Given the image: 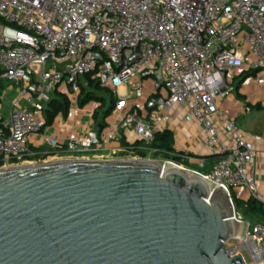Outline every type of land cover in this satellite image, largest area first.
I'll use <instances>...</instances> for the list:
<instances>
[{"label": "built area", "instance_id": "obj_1", "mask_svg": "<svg viewBox=\"0 0 264 264\" xmlns=\"http://www.w3.org/2000/svg\"><path fill=\"white\" fill-rule=\"evenodd\" d=\"M244 67L257 72V84L264 85V0H0V80L23 81L10 112L0 119V167L49 161L35 158L29 140L47 126L45 109L56 93L67 96V117L75 118L80 84L92 74L112 91L116 110L131 105L107 129L47 135L54 154L93 158L109 142L126 139L128 145L118 152L128 154L119 157L144 158L135 154L139 146L149 155L157 153L151 147L156 133L182 113L186 123L198 126L207 156L218 159L207 172L167 163L196 172L211 189L228 195L238 241L227 242L225 249L232 256L240 253L246 264H264V224L246 225L236 203L252 198L264 210L257 151L220 106L229 80ZM99 104L94 101L93 107ZM180 156L196 159L187 150Z\"/></svg>", "mask_w": 264, "mask_h": 264}, {"label": "water", "instance_id": "obj_2", "mask_svg": "<svg viewBox=\"0 0 264 264\" xmlns=\"http://www.w3.org/2000/svg\"><path fill=\"white\" fill-rule=\"evenodd\" d=\"M149 158L0 167V264H246L220 188Z\"/></svg>", "mask_w": 264, "mask_h": 264}, {"label": "crops", "instance_id": "obj_3", "mask_svg": "<svg viewBox=\"0 0 264 264\" xmlns=\"http://www.w3.org/2000/svg\"><path fill=\"white\" fill-rule=\"evenodd\" d=\"M257 74V72L249 70L247 67L238 70V75L229 80L230 90L220 101V106L230 111L240 131L253 141L257 151V156L255 158L256 179L259 188L264 191V85L259 86L257 84ZM21 87H23L22 80H0V119L10 112L14 100L19 95ZM88 104H90V102ZM88 104L81 106L73 119H69L67 113H59L54 121L44 128L40 135L30 138L29 148L33 154L36 155L35 158L47 157L49 161L60 159L45 143V137L47 135H58L64 138L73 128L79 133L86 132L90 127H94L96 130L99 129L93 116L94 111L99 106L95 108L92 103V105L88 107ZM130 105L131 103L127 104L123 111L114 109L112 114L107 118V125L104 129H107L111 122L122 120ZM258 105H261L263 108L258 109ZM132 111L144 113V110H142V108L138 109V107H134ZM149 118L150 116L147 117V119ZM165 128V130L170 131L172 134L174 142L173 147L177 156H180L184 150H187L193 158H196L192 161L181 159L178 162H182V164L188 167H190L188 164H193V166L201 168L196 160L199 162L204 161L205 164L208 165V168H211L212 165L209 163L212 160L208 159L196 124L186 123L183 120L182 113L178 112L174 115V118L167 120ZM127 133L126 135L131 141L136 140V136L133 133ZM127 145L128 141L126 139L122 141H111L104 147V150L100 152V155H95L93 158L114 159V157L116 158L119 155L128 154V152H118ZM136 145H142V142H138ZM140 147L141 146H139V149ZM115 151H117V154L114 153ZM152 157H154V154ZM212 162H214V160ZM199 168L192 167V169L205 172L204 169L201 170ZM243 198H239L238 201L245 202L246 198ZM252 215H254L255 218V222L253 223H264L263 218L258 212H254Z\"/></svg>", "mask_w": 264, "mask_h": 264}, {"label": "trees", "instance_id": "obj_4", "mask_svg": "<svg viewBox=\"0 0 264 264\" xmlns=\"http://www.w3.org/2000/svg\"><path fill=\"white\" fill-rule=\"evenodd\" d=\"M83 81L84 82L80 84L81 92L79 95V103L81 106L88 104L92 100L100 103L99 107L94 111L93 116L97 123V126L99 127L98 131H101L107 125V118L115 109L116 98L111 90L102 88L98 79L93 77L92 74L85 75ZM257 107L258 109L263 108L261 105H258ZM68 109L69 100L67 96L56 93L55 96L47 104L45 109L47 125L51 124L59 113L66 114L68 112ZM173 143V137L170 131L165 130L164 132L156 133L155 141L151 144V147L158 149V152L154 154V158L180 161L181 156L176 155ZM135 154L144 158L149 155L146 150L140 149H137ZM208 159L212 161L214 160L215 162L218 158L216 156H208ZM212 161L209 164L213 165L214 162ZM2 164L3 162L0 161V166H2ZM200 169H204L205 172L210 170L208 168V165L206 164ZM240 202L242 203V201L239 200L238 202L237 200V206ZM243 204L245 205V212L247 215L258 212L264 220L263 206L259 201L251 198L243 202Z\"/></svg>", "mask_w": 264, "mask_h": 264}, {"label": "rangeland", "instance_id": "obj_5", "mask_svg": "<svg viewBox=\"0 0 264 264\" xmlns=\"http://www.w3.org/2000/svg\"><path fill=\"white\" fill-rule=\"evenodd\" d=\"M94 102V100H92L91 102H90V104H88L87 106L88 107H90L91 105H92V103ZM128 157H130V158H136V156L134 157V155H131V154H129L128 156H126V157H117V158H128ZM115 158V157H114ZM138 158V157H137ZM148 158L149 159H161V158H154V157H152V155L151 156H148ZM55 160H57V159H55ZM27 161H31V160H27ZM27 161L26 160H20L19 162H17L18 164H23V163H27ZM170 161H173V160H170ZM180 163H182V162H180ZM168 165H173V164H171V163H167ZM167 165V166H168ZM191 168L192 167H196V168H199L198 166H193V164H188ZM169 167H172V166H169ZM200 169V168H199ZM239 202V201H238ZM238 211L243 215V217H244V219H245V224L246 225H248V222H255V218H254V215H252V214H249V215H247L246 214V212H245V205L243 204V202L241 203H239V205H238ZM237 239L236 238H232V239H230L229 241H228V246H233V245H235L236 243H237ZM244 254H245V257H246V259H247V261L248 262H251V256H250V254H249V252H247V251H244Z\"/></svg>", "mask_w": 264, "mask_h": 264}, {"label": "bare ground", "instance_id": "obj_6", "mask_svg": "<svg viewBox=\"0 0 264 264\" xmlns=\"http://www.w3.org/2000/svg\"><path fill=\"white\" fill-rule=\"evenodd\" d=\"M168 165V164H167ZM169 166H174V165H168L167 167H166V170L168 169V168H170Z\"/></svg>", "mask_w": 264, "mask_h": 264}]
</instances>
